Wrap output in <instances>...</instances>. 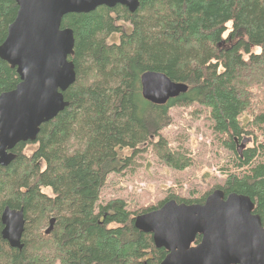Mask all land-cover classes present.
Listing matches in <instances>:
<instances>
[{
  "label": "trees",
  "instance_id": "trees-1",
  "mask_svg": "<svg viewBox=\"0 0 264 264\" xmlns=\"http://www.w3.org/2000/svg\"><path fill=\"white\" fill-rule=\"evenodd\" d=\"M17 9L0 0V45ZM61 28L74 35L75 82L63 93L68 106L0 166V216L8 207L25 221L20 250L2 239L0 221V264H160L167 252L134 219L169 200L202 204L212 191L196 200L168 196L142 211L100 197L110 176L150 147L169 168L190 167L162 136L175 107L196 109L222 137L233 170L216 189L250 198L264 227V0H139L134 13L117 5L68 14ZM145 72L188 90L152 105L141 96ZM18 83L0 59V94ZM244 134L254 145L238 154Z\"/></svg>",
  "mask_w": 264,
  "mask_h": 264
},
{
  "label": "water",
  "instance_id": "water-1",
  "mask_svg": "<svg viewBox=\"0 0 264 264\" xmlns=\"http://www.w3.org/2000/svg\"><path fill=\"white\" fill-rule=\"evenodd\" d=\"M17 13L0 45V59L15 69L19 83L0 94V166L15 159L20 143L35 142L40 126L54 119L68 103L63 93L75 82L74 35L61 28L64 16L88 14L119 5L134 13L139 0H14ZM141 96L156 106L187 92L188 87L161 73L140 77ZM250 198L212 191L202 204L164 202L134 219L136 230L152 235L167 255L160 264H264V227ZM1 237L22 248V210L5 208ZM200 242L194 244L196 237Z\"/></svg>",
  "mask_w": 264,
  "mask_h": 264
},
{
  "label": "rangeland",
  "instance_id": "rangeland-1",
  "mask_svg": "<svg viewBox=\"0 0 264 264\" xmlns=\"http://www.w3.org/2000/svg\"><path fill=\"white\" fill-rule=\"evenodd\" d=\"M227 27L230 29L231 24ZM195 110L172 108L171 125L162 133L169 149L189 160V168L182 171L169 168L150 147L136 159V165L131 169L122 175L110 176L100 202L120 198L127 202L130 211H142L158 205L168 196L196 200L217 186H223L228 179L226 171L233 170V157L225 149L222 137L212 132L206 116ZM240 140L238 154L254 145L253 138L248 135H242ZM260 140L264 141V134ZM245 142L248 143L243 147ZM46 193L50 194L49 191Z\"/></svg>",
  "mask_w": 264,
  "mask_h": 264
}]
</instances>
